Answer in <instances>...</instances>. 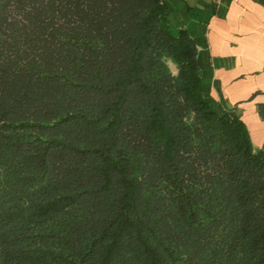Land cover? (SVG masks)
<instances>
[{
	"label": "trees",
	"instance_id": "trees-1",
	"mask_svg": "<svg viewBox=\"0 0 264 264\" xmlns=\"http://www.w3.org/2000/svg\"><path fill=\"white\" fill-rule=\"evenodd\" d=\"M167 14L0 0V264H264V144Z\"/></svg>",
	"mask_w": 264,
	"mask_h": 264
},
{
	"label": "crops",
	"instance_id": "crops-1",
	"mask_svg": "<svg viewBox=\"0 0 264 264\" xmlns=\"http://www.w3.org/2000/svg\"><path fill=\"white\" fill-rule=\"evenodd\" d=\"M166 21L198 47L200 95L215 109L238 104L255 146L264 144V3L262 0H166Z\"/></svg>",
	"mask_w": 264,
	"mask_h": 264
}]
</instances>
